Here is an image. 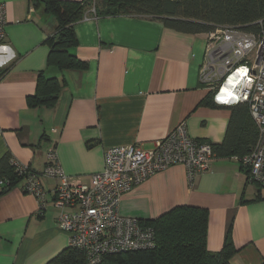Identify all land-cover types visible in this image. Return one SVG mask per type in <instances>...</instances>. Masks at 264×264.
<instances>
[{
	"label": "crops",
	"instance_id": "1",
	"mask_svg": "<svg viewBox=\"0 0 264 264\" xmlns=\"http://www.w3.org/2000/svg\"><path fill=\"white\" fill-rule=\"evenodd\" d=\"M0 4L7 10L0 44V159L10 153L42 172L48 151L56 149L65 174L92 185L106 149H151L182 122L193 139L224 142L231 107L203 104L214 102L200 79L206 34L178 32L149 16L90 14L75 24L79 45L70 51L88 68L59 71L48 67L56 18L29 0ZM41 74L65 82L54 108L28 105ZM42 182L43 210L20 187L0 197V264H48L70 247L51 194L58 182ZM183 206L208 211L210 252H220L230 235L237 249L233 264H264V191L249 182L235 157H217L194 179L183 165L158 172L123 196L120 214L152 221Z\"/></svg>",
	"mask_w": 264,
	"mask_h": 264
},
{
	"label": "built area",
	"instance_id": "2",
	"mask_svg": "<svg viewBox=\"0 0 264 264\" xmlns=\"http://www.w3.org/2000/svg\"><path fill=\"white\" fill-rule=\"evenodd\" d=\"M7 10L0 4V44L6 38ZM201 82L213 93L215 104L232 107L247 104L259 128L250 154L235 156L249 182L264 187V30L258 34L228 26L206 34ZM213 144L190 137L186 122L155 142L151 149L139 145L106 149L104 168L93 175V184L65 174L56 149L47 153L42 172L14 161L24 177L22 190L46 208L42 178L57 180L52 191L58 210V228L70 238V247L83 252L87 264H102L106 256L156 247V233L144 220L120 214L123 196L153 175L183 165L194 179L207 172L217 158Z\"/></svg>",
	"mask_w": 264,
	"mask_h": 264
},
{
	"label": "trees",
	"instance_id": "3",
	"mask_svg": "<svg viewBox=\"0 0 264 264\" xmlns=\"http://www.w3.org/2000/svg\"><path fill=\"white\" fill-rule=\"evenodd\" d=\"M29 2L57 20L58 31L48 40L51 48L48 67L59 71H84L88 68L86 62L81 61L70 51L79 45L74 30L75 24L89 17L90 14L99 18L120 15L149 16L162 21L166 27L185 34H207L221 26L254 34L264 30V0H83L79 2L29 0ZM91 9L94 10L92 13L89 12ZM64 87L65 82L61 79L41 74L35 95L28 99L29 107L54 108ZM203 104L209 107L216 106L210 100H206ZM231 110L232 116L224 142L213 145L218 157H244L250 154L259 136V128L247 104L232 106ZM14 161L10 153L0 159V197L16 187H24V177L19 175ZM256 186L259 189L263 188ZM145 222L155 230L154 249L109 255L102 264H233L237 249L230 235L220 252H210L207 248L209 213L206 209L178 207L157 220ZM48 264L87 263L83 252L69 247Z\"/></svg>",
	"mask_w": 264,
	"mask_h": 264
},
{
	"label": "rangeland",
	"instance_id": "4",
	"mask_svg": "<svg viewBox=\"0 0 264 264\" xmlns=\"http://www.w3.org/2000/svg\"><path fill=\"white\" fill-rule=\"evenodd\" d=\"M91 11H93V9H91V10H90V12H91ZM261 189L264 191V187H263V188H261Z\"/></svg>",
	"mask_w": 264,
	"mask_h": 264
}]
</instances>
